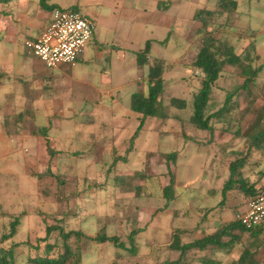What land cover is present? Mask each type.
<instances>
[{
	"label": "rangeland",
	"instance_id": "1",
	"mask_svg": "<svg viewBox=\"0 0 264 264\" xmlns=\"http://www.w3.org/2000/svg\"><path fill=\"white\" fill-rule=\"evenodd\" d=\"M56 1L65 7L78 5L84 8L95 22L94 36L86 45L83 60L77 61L80 64L76 68L83 72L80 78V82H84L80 85L83 89L80 90V100H83L80 103L89 102L90 107L79 118L85 117V124L54 122L56 119L47 116L43 103L28 112V81L19 74L27 75L30 69L22 65V59L26 58L32 65V71L34 68L37 73L46 72L48 68L31 53L17 55V52L5 53L0 48V63H4L7 74H11L5 77V85L0 86V247L21 242L16 249L15 264H27L28 241L40 245L36 254H46L47 242H39L38 239L46 236L47 223L59 222L66 231L82 230L88 237L106 232L126 242L135 225L144 228L136 237L138 252L135 255L111 242L98 243L86 237L76 241L74 236L69 241L78 245L81 264H158L170 253L167 249L170 235L166 236L167 232L163 235L165 229L157 218L159 212L169 206L162 195L163 187L171 178L166 156L160 151L180 149L182 152L179 164L172 165L175 182L181 184L179 201L182 208L178 210V217L183 213L186 223L193 226L197 222V213L193 217L194 211L187 208L184 198H190L188 186L202 185L206 189L213 184L219 187L221 176L235 157V152L246 151L251 137L264 131V70L253 91L255 100L247 101L243 92L236 106L234 98L228 106L232 109L226 111L224 121L212 119L216 122V132L214 140L208 142L207 132L187 123L193 113L196 84L190 85L184 79L186 76L202 78L199 73H188L184 64L192 61L193 52L198 48L190 47V41L195 36L198 38L201 29V20L194 19L195 12L199 8H214L217 0ZM166 1H171L167 7L163 4ZM230 23L258 33L256 42L264 60V0H241L236 17ZM148 40L153 41L150 63L159 65L164 61L166 67L162 101L169 115L165 122L171 120L161 125L163 119L148 118V121L157 122H146V128L137 139L136 150L127 155L132 133L139 124L130 108L131 92L140 90L147 93L148 90V68L137 64L133 52L143 49ZM229 40L236 44L238 52L249 45V40H238L237 34L231 33ZM62 66L70 68L67 71H76L77 64ZM238 73L235 68L220 78L219 87L212 92L207 114L224 107L226 92L241 81ZM172 98L186 100V107L172 105ZM94 104L118 110L117 116L112 121L108 120L114 116L93 111ZM56 110L60 111L59 108ZM180 120L184 121L183 126ZM49 123L51 145L57 151L53 158L42 137V128ZM83 130H86L85 134ZM189 132L197 142L194 141L193 147L185 151L182 150L185 145L183 134L188 135ZM203 142H216L218 150L208 151L207 143ZM257 142L261 145L264 140ZM116 157H127V160L119 159L112 166ZM48 167L57 177L48 174ZM204 167L207 170L213 168L217 175L207 183L202 180H206L211 171L203 172ZM117 177L126 180L119 181L117 185V180H121ZM206 197L211 198L210 202L214 200L211 193H204L202 201ZM251 197L231 195L232 199L229 198L220 215L231 219L245 209ZM195 204L190 202L191 206ZM135 218H139L136 223ZM15 219H19V224L14 238L2 240L10 233L11 222ZM171 219V216L165 218L163 224H171ZM176 226L181 225L176 222ZM49 241L58 243L50 255L55 256L62 251V240L56 233ZM241 241L236 247L243 253L247 245L253 244L252 255L246 262L264 264V231L253 239L251 233L244 234ZM31 253L35 255L34 251ZM230 261L226 259L224 264H230Z\"/></svg>",
	"mask_w": 264,
	"mask_h": 264
},
{
	"label": "trees",
	"instance_id": "2",
	"mask_svg": "<svg viewBox=\"0 0 264 264\" xmlns=\"http://www.w3.org/2000/svg\"><path fill=\"white\" fill-rule=\"evenodd\" d=\"M12 1L14 0H0V4L9 5ZM50 1L51 0H39V4L42 9L46 11L54 12L55 10H70L83 13L78 5L62 7L55 3L50 4ZM240 1L241 0H217L214 8H200L194 14V19L201 20V29L199 30V34H197L198 38L195 36L194 39L190 41V47L198 48L197 52H193L195 55L192 61L185 63L186 65L184 64V67L188 73L189 71L191 73H199L202 79L198 80L193 76L185 77L187 82L196 84L193 113L190 116L189 122L196 128L208 133V142L214 140L216 132L214 126H216L217 121L225 120L226 111L232 109L228 106L234 98L236 106L238 98L242 95L247 101L255 100L253 91L258 84V78L264 70V60L258 51L256 42V36L258 33L256 31L248 32L247 30L241 29L238 26L235 27L230 23L236 17ZM163 4L167 7L171 4V1H166ZM2 13H5V11H2ZM83 14L90 17L85 13ZM210 25H212V28H209ZM231 33L237 34V38L240 41L249 40V45L241 52H238L236 44L229 40V35H231ZM152 43L153 41L148 40L143 49L133 52V54L136 55L137 64L144 68H148V74L146 77L148 90L146 91L147 93L137 90L131 96V109L136 113L140 122L130 139V146L126 152L127 155L133 151L135 141L143 129L147 118L163 119L164 121L169 117L166 111V105H164L162 101L165 92L164 73L166 72V67L163 60H161L163 62H160L159 65H154L152 62L150 63L151 60L149 59L151 58H149V55L151 53ZM28 52L31 53L29 49ZM45 67L48 68L46 65ZM235 68L239 70L238 74L240 75L239 77H241V81H239L233 89L226 92L224 107L211 114H207L206 111L209 101L211 100L212 92L216 87H219L218 81L227 72H233ZM230 69L232 70L230 71ZM171 103L178 108H185L187 105L185 100L179 98H172ZM20 118H22V116ZM213 118L216 120L215 123L212 121ZM49 128H51V124L42 128V137L46 140L50 157L53 158V156L57 154V151L51 145ZM260 134L251 137V140L249 141L250 147L246 153L243 151L235 152V157L230 160V175L221 190L222 203H225L229 198V195L232 193L233 195L236 194L244 197L252 196L251 198L264 193V190L260 191V189H264V187H256V183L249 181L244 176L243 171L252 149L264 147V142L261 145L257 142V140H264V131L260 132ZM185 137L188 140L197 142L195 137H190L186 134ZM203 143L205 144L207 142ZM163 154L166 156V166L170 172L171 178L169 183L163 187L162 196L166 199L165 204H169L177 197V191L179 188V185L175 182V175L172 170V165L176 164L178 160L179 152L172 151ZM119 159L125 161L127 160V157H116L112 166H114ZM47 172L48 174L57 177V175L51 170V167H48ZM138 174L139 173H135V175ZM117 179H121L117 180V185L120 184L119 181L123 182L126 180V178L122 179L121 177H117ZM239 214L240 212L233 215L230 221L220 225L214 233L195 238L191 241L183 242L181 235L184 230L177 229L169 246L172 250V254L161 264H188L187 262L190 261L189 258H191V260L196 258L197 251H204L211 246L230 247L237 241L242 240L241 237H243L244 234L251 233V238L253 239V237L255 238L260 232L264 231V224L254 228H247L244 226L239 219ZM138 219L139 218H135L134 223H136ZM18 224L19 219H15L11 222V231L9 234L4 235L2 240L11 239V237L14 238L18 231ZM235 230H239L242 233V236L233 234ZM142 231H144L143 227H137L134 225L126 242L121 240L119 236L108 235L106 232L98 233L94 237H88L82 230L66 231L64 226L59 224V222L56 224L47 223L46 236L38 239L39 242H47L45 246L46 254H36L40 245H35L32 241H28L27 244L30 247L27 264H81V256L80 253H78L79 247H77L78 245L71 244L69 241L73 236L76 241H80L82 238L86 237L98 243L111 242L117 248L127 250L135 255L138 252L136 237ZM55 233L57 234V237L62 240L63 249L57 255L52 256L50 253L57 248L58 243H51L49 240ZM224 238H228V241H224ZM12 243L13 245H4L3 247H0V264H15L16 249L22 243L18 241ZM252 245L253 244L246 246L238 263L254 264L252 261L246 262L248 257L252 255ZM32 251L35 252V255L31 253ZM206 261L205 264H220L219 261L213 259H207ZM112 264L124 263L114 262Z\"/></svg>",
	"mask_w": 264,
	"mask_h": 264
},
{
	"label": "crops",
	"instance_id": "3",
	"mask_svg": "<svg viewBox=\"0 0 264 264\" xmlns=\"http://www.w3.org/2000/svg\"><path fill=\"white\" fill-rule=\"evenodd\" d=\"M49 3L50 4L55 3V4H58L59 6L65 7L59 4L56 0H51ZM80 9L83 13L87 14L84 8L80 7ZM2 11H5V13H2ZM52 19H53V12L42 9L41 5L39 4V0H14L9 5L0 4V48H2L5 51V53L13 54L14 52H17V55H20L22 54V52H24L25 55H27L28 49L25 44L26 40L35 39L39 37L40 34L49 26ZM36 21L38 22L37 24H36ZM8 46H10L11 48H9ZM1 52L2 50H0V54H2ZM84 52L79 56V59H78L79 62L80 60H83ZM79 62L77 63V66H75L74 69L78 67V64H80ZM24 64L26 65L25 67L30 69V72L27 75H25V73L19 74V76L24 79L27 78L25 80L28 81L27 83L28 88H27V94H26L27 95L26 109L28 112H30V110H33L34 108L39 107L40 104L43 103L44 110L47 116H52L53 118L56 119V121L54 122H58L59 124H62V125L63 123H66V124L84 123L85 124V122L83 121V118L85 117H82L80 120L79 118L84 111L89 109L90 105H89V102H85L84 104L80 103V101L83 100V99L80 100V90L81 91L83 90L82 88L80 89V85L84 84V82H80V78L83 76V72L80 69H76V71L74 70L67 71V69H70V68H67V67L65 68L61 65L55 69H47L46 72L39 71L37 73V70L35 71L34 68L32 71V68H31L32 65L26 58L22 59V65L24 66ZM7 72L8 71L5 70L4 63H0V86H2L3 84L5 85L7 81L5 77L11 76V74H7ZM5 74H7L8 76H6ZM260 76H262V73ZM134 92L132 90L131 93L133 94ZM56 108H59L60 111H57ZM130 108H131V98H130ZM106 110L107 112H105ZM93 111L100 112V114L102 115L108 114L110 115V117L114 116L108 119L110 121L114 120L118 112V110H115L111 107L107 108L103 104H97L96 107L93 109ZM101 111L103 112L101 113ZM133 113L136 115L135 112ZM69 114H71V116L74 118L70 117ZM136 118H138L137 115H136ZM93 119L94 118H91L92 121ZM169 120L171 119H168L167 122ZM137 121L140 122L139 119H137ZM146 122L149 123L153 121H148V118H147L145 121V124ZM155 122H157V120L154 121L153 124ZM167 122H165L164 120L161 122V125H164ZM179 122L183 126L184 121L180 120ZM51 123L53 124L52 121ZM187 123L191 124L189 120ZM82 127H84V125ZM145 128L146 126L144 125L141 132ZM195 129L200 130L196 127ZM61 130L64 131V133H66L65 129H63L62 127H61ZM85 132L86 130H83V134H85ZM87 132L90 133L92 131H87ZM83 134L80 131V136H82ZM185 134L186 133L183 134L184 136L183 140L185 141L186 146L183 144L182 150L186 151V149L189 150L190 148L193 147L192 143L194 141L186 139ZM139 136L137 137V139L139 138ZM188 136L194 137L192 136L191 132L188 133ZM137 139L135 141L133 150H136L137 148L136 146ZM117 140L119 139L117 138ZM216 144H217L216 142L212 144L207 143L206 148L208 149V151H210L213 148H216L218 150ZM148 148L149 149H147V152H146L147 155L149 154V150H150V147ZM248 149L249 148H247L246 151L244 150L242 151L246 153ZM174 151L179 152V156L177 160L179 164V158L182 152L180 149H177ZM161 152L162 151H160V153ZM168 152H172V151H168ZM168 152H163V153H168ZM205 168L206 167H204L203 172L210 173L211 171V175L207 176L206 180H202L204 183H207V180H212L213 175L215 176L217 175H216V171L213 168H210V170H207ZM200 170L202 171V168H200ZM243 171H244V176L249 181L256 183V187L258 188L264 187V147L259 148V149L258 148L252 149L251 154L249 158L247 159L246 164L243 168ZM229 175H230V171H229V165H228V168L225 169L223 175L221 176V184L219 187L213 184H210L209 186H207L208 189L207 188L205 189L202 185L195 186V187L188 186L187 189H188V192H189L188 195L190 198L189 199L184 198V199L187 202L186 203L188 206L187 208L192 209L194 211L193 217H195L197 213V222L193 226L192 225L189 226L186 223L183 213L181 217H178V214H179L178 210L182 208V203L179 201L181 197L179 195V188L181 184L179 185V188L177 191V197L172 202L169 203V206L166 208V210L164 209L160 211L159 214L157 215V218L161 220L160 223L165 229V231L163 232L164 233L163 235H165L166 232H167L166 236L170 235V241L168 242V245H167V249L170 250V253L166 259H168L170 255L172 254V250L170 249L169 246L172 242L173 235L177 232V229L184 230V232L181 235L182 237L181 239L183 240V242H186V241H191L195 238L202 237L204 235L212 234L219 228L220 225L232 219V217L231 219H226L222 215H220V213L227 206L228 204L227 202L229 201V198H231V195H233V194H230L227 201L225 203H222L221 190L223 188L225 181L228 179ZM204 193H209V194L211 193L214 200L210 202L211 198L206 197L207 199L202 201L203 199L202 195ZM190 202H191V205L193 202H196V204L191 206ZM244 208L246 209V205ZM170 216L172 217V219L170 220L171 224L169 225L163 224L164 219L165 218L169 219ZM176 222H179L181 226H176ZM206 222L208 224L207 226H206ZM206 227L208 230H206ZM233 234L242 236V233L239 230H235ZM224 241H228V238H224ZM241 242L242 241L239 240L233 246H230V247H212L211 246L204 251H197L196 258H194L193 260L189 258L190 261L187 263L188 264H205L207 262L206 261L207 259H213V260L219 261L220 264H224V261L226 259L227 260L230 259L231 260L230 264H239L238 261L243 251L237 250L236 246L238 244H241ZM166 259H163L161 262H158V264H161Z\"/></svg>",
	"mask_w": 264,
	"mask_h": 264
},
{
	"label": "built area",
	"instance_id": "4",
	"mask_svg": "<svg viewBox=\"0 0 264 264\" xmlns=\"http://www.w3.org/2000/svg\"><path fill=\"white\" fill-rule=\"evenodd\" d=\"M95 30L92 18L81 12L55 10L46 30L35 39L26 40L29 51L49 69L62 64L76 65ZM247 228L264 224V193L248 199L246 209L239 214Z\"/></svg>",
	"mask_w": 264,
	"mask_h": 264
}]
</instances>
